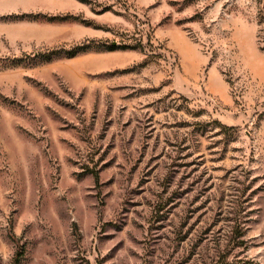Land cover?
I'll list each match as a JSON object with an SVG mask.
<instances>
[{"label":"rangeland","instance_id":"obj_1","mask_svg":"<svg viewBox=\"0 0 264 264\" xmlns=\"http://www.w3.org/2000/svg\"><path fill=\"white\" fill-rule=\"evenodd\" d=\"M0 264H264V0H0Z\"/></svg>","mask_w":264,"mask_h":264}]
</instances>
